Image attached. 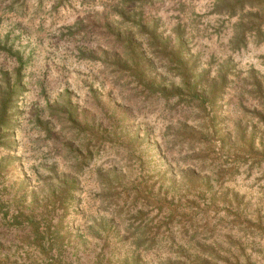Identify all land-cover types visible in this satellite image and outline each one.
Here are the masks:
<instances>
[{
	"label": "rangeland",
	"instance_id": "obj_1",
	"mask_svg": "<svg viewBox=\"0 0 264 264\" xmlns=\"http://www.w3.org/2000/svg\"><path fill=\"white\" fill-rule=\"evenodd\" d=\"M0 264H264V0H0Z\"/></svg>",
	"mask_w": 264,
	"mask_h": 264
}]
</instances>
